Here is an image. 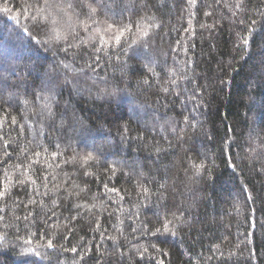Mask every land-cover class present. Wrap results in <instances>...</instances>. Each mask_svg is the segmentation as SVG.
Here are the masks:
<instances>
[{"label":"trees","instance_id":"16d2710c","mask_svg":"<svg viewBox=\"0 0 264 264\" xmlns=\"http://www.w3.org/2000/svg\"><path fill=\"white\" fill-rule=\"evenodd\" d=\"M0 264H264V0H0Z\"/></svg>","mask_w":264,"mask_h":264},{"label":"rangeland","instance_id":"374dc122","mask_svg":"<svg viewBox=\"0 0 264 264\" xmlns=\"http://www.w3.org/2000/svg\"><path fill=\"white\" fill-rule=\"evenodd\" d=\"M23 62L25 63L26 62V59H24Z\"/></svg>","mask_w":264,"mask_h":264}]
</instances>
